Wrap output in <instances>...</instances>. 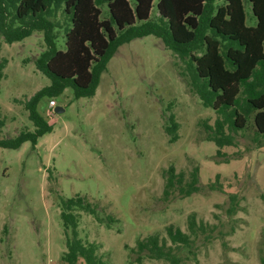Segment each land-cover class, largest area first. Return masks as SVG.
<instances>
[{
  "label": "rangeland",
  "instance_id": "1",
  "mask_svg": "<svg viewBox=\"0 0 264 264\" xmlns=\"http://www.w3.org/2000/svg\"><path fill=\"white\" fill-rule=\"evenodd\" d=\"M244 1L253 25L256 19ZM58 45L65 48L63 36ZM44 49L41 30L13 43L0 35V63L7 60L0 79L3 138L34 129L24 102L51 84L36 67ZM181 68L160 38L147 35L118 49L94 96L76 98L68 87L41 99L38 110L53 131L35 147L30 142L18 149L0 147V264H67L61 200L76 194L97 203L101 216L118 219L109 227L81 213L80 236L99 245L106 264H139L131 251L139 238L167 237L169 224L188 231L193 212L218 229L211 239L200 235L194 253L181 251L185 264H262L264 136L251 120L234 132V145L222 148L227 155L218 156L204 125H214L217 114L190 89ZM57 107L64 110L56 112ZM171 113L180 124L175 142L165 131ZM171 164L186 173L198 166L200 191L164 201V170ZM218 173L224 191L209 188ZM229 193L241 198L234 216L227 213ZM142 264L168 263L147 259Z\"/></svg>",
  "mask_w": 264,
  "mask_h": 264
},
{
  "label": "trees",
  "instance_id": "2",
  "mask_svg": "<svg viewBox=\"0 0 264 264\" xmlns=\"http://www.w3.org/2000/svg\"><path fill=\"white\" fill-rule=\"evenodd\" d=\"M246 3L256 19L253 25L248 24L244 0H0V35L7 43L43 31L45 49L36 59V67L51 79L50 85L24 102L33 130L25 128L15 137L3 138L5 120L0 118V147L18 149L25 142L35 147L54 129L38 110L41 99L60 95L68 87L76 98L94 96L118 49L147 35L160 38L179 58L181 76L203 105L215 110L214 125H204L208 140L218 146V156L227 155L222 148L234 145V132L247 128L251 120L264 136V0ZM60 36L64 37V49L58 45ZM6 63V59L0 63V79ZM179 127L171 113L165 126L171 142L178 140ZM164 175V201L176 193L188 197L201 189L198 166L186 173L177 172L171 164ZM224 186L220 173L209 183L211 190L224 191ZM240 207L239 194L229 193L228 215H236ZM82 212L109 227L118 220L112 215L101 216L99 205L86 195L62 198L60 216L67 246L62 260L67 264H77L80 259L87 264H106L99 245L80 236ZM217 229L218 225L190 213L188 231L169 224L167 237L153 233L139 238L131 248L133 261L185 264L181 251L194 253L196 239L200 235L211 239Z\"/></svg>",
  "mask_w": 264,
  "mask_h": 264
},
{
  "label": "built area",
  "instance_id": "3",
  "mask_svg": "<svg viewBox=\"0 0 264 264\" xmlns=\"http://www.w3.org/2000/svg\"><path fill=\"white\" fill-rule=\"evenodd\" d=\"M56 104H57L56 101L54 99H52L50 102V107L53 108L56 106Z\"/></svg>",
  "mask_w": 264,
  "mask_h": 264
},
{
  "label": "water",
  "instance_id": "4",
  "mask_svg": "<svg viewBox=\"0 0 264 264\" xmlns=\"http://www.w3.org/2000/svg\"><path fill=\"white\" fill-rule=\"evenodd\" d=\"M64 110V108H61V107H57L56 108V112H61V111H63Z\"/></svg>",
  "mask_w": 264,
  "mask_h": 264
}]
</instances>
